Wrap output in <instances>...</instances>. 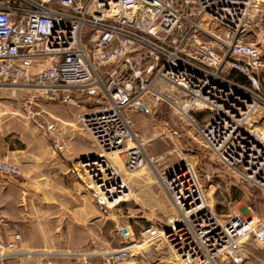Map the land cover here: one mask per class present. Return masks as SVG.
I'll return each mask as SVG.
<instances>
[{
	"label": "built area",
	"instance_id": "2783aa9c",
	"mask_svg": "<svg viewBox=\"0 0 264 264\" xmlns=\"http://www.w3.org/2000/svg\"><path fill=\"white\" fill-rule=\"evenodd\" d=\"M262 25L264 0H0V86L35 89L48 100L72 97L75 104L92 92L97 105L84 108L79 121L102 154L124 156L128 173L151 159L131 112L164 102L223 162L264 190V126L252 122L264 107V45L245 35ZM31 107L25 98L19 110ZM103 168L101 198L125 202L122 174L111 161ZM191 170L186 161L164 176L178 212L166 241L183 264H243L251 237L264 247V224L236 212L220 218ZM0 173L22 172L0 160ZM0 220L6 222L2 211ZM160 234L154 227L142 232L150 241ZM134 248L109 252L104 264H141Z\"/></svg>",
	"mask_w": 264,
	"mask_h": 264
},
{
	"label": "rangeland",
	"instance_id": "374dc122",
	"mask_svg": "<svg viewBox=\"0 0 264 264\" xmlns=\"http://www.w3.org/2000/svg\"><path fill=\"white\" fill-rule=\"evenodd\" d=\"M245 35L248 41L264 45V25ZM261 89L264 95V73ZM11 93L7 86H0V134L5 133L9 144L4 150L5 155H13L15 158H27L29 155L35 159L42 158L43 162V159L57 161L73 154L75 166H72L75 167L76 181L89 188V195L93 196L103 215L108 218L102 225V231L98 221L92 225V234L102 232L100 245H105L108 250L103 256L93 257L92 264H104L109 252L129 244L138 245L133 249V253L141 264H183L177 258L171 243L165 238V233L171 231L174 221L178 218V212L167 194L162 178H169L186 161L194 168L209 203L220 218H228L236 212L245 217H253L254 221L264 224V190L252 186L235 169L223 162L205 144L191 122L168 104L151 100L146 109L131 112L135 131L154 162L153 166L146 165L133 173L125 170L122 161L119 163L123 171L120 173L123 181L128 183L130 195L125 202L114 206V202L111 204L108 201L107 204L103 201L100 186H97L93 178L94 174L89 173L85 167L89 161L101 162L98 159L100 151L79 121V115L84 109L83 106L97 104L94 101L84 103V97H79L78 104H75L72 97L65 100H48L34 89L19 88L17 97H13ZM85 93V96L91 93L93 98L96 97L90 91ZM25 98L32 101L30 111L19 110ZM209 114L210 112L205 111L197 118L201 126ZM68 120L74 122L70 123ZM38 122L45 123L46 128L38 130ZM252 122L256 126H264V107L257 111ZM72 126L76 127L73 132H77V136L70 135L69 127ZM73 137L80 138L84 147L77 146L74 150L70 145ZM31 145L36 151L27 154V148ZM87 149L93 152L89 154ZM1 175L2 173L0 203L4 204V208L1 207L0 211L6 214V222L0 220V264H23L29 262L27 260L36 252L29 248V244H36L37 232L35 225L24 220L25 211L20 206L18 181L11 182ZM23 179L31 181L35 180V177L25 175ZM31 212L28 214L34 217L35 210ZM149 227L157 228L161 237L153 241L144 237L142 232ZM123 228H127L129 234L123 235ZM16 233L21 234L17 241L14 239ZM38 238L41 239V236ZM98 239L99 235L95 239L92 238L96 242L92 244L93 249L99 250V246H95L99 245ZM12 242L15 244L13 247L10 246ZM246 247L253 255L264 258V247L254 238L251 237L247 241ZM25 252H29V255ZM253 258L251 256L254 261ZM258 263L264 264L261 261Z\"/></svg>",
	"mask_w": 264,
	"mask_h": 264
},
{
	"label": "crops",
	"instance_id": "0c3cea01",
	"mask_svg": "<svg viewBox=\"0 0 264 264\" xmlns=\"http://www.w3.org/2000/svg\"><path fill=\"white\" fill-rule=\"evenodd\" d=\"M83 97L84 103L94 99L91 93L83 95ZM92 106H83L82 109L92 108ZM75 128V126L69 127L71 136H77V132H73ZM71 141L70 145L74 147V150L77 146L84 147L78 137H73ZM7 145L9 144L5 139V133L0 134V160L19 166L22 173L18 178L4 174L1 176L11 182L18 181L20 206L25 211L24 220L29 221L28 224L35 225L37 232L36 244H29L31 245L29 248L36 252L32 258L27 260L29 262L23 264H92L93 257H100L108 252L105 245H100L102 232L92 234V225L97 224L98 221L100 231H102V225L108 218L103 215L100 205L95 202L93 196L89 195V188L76 181L73 154L66 156L65 159L57 161L43 159L41 162L42 158L35 159L29 155L27 158L5 155L4 150ZM35 151V147L31 145L27 148L26 153L31 154ZM89 151V154L93 152ZM25 175L35 177V180L23 179ZM0 205L4 208V204L0 203ZM31 210H35L34 217L32 214H28ZM98 235L99 245L95 246H99V250L93 249L92 245L96 243L92 238L95 239ZM39 236L41 239L38 238ZM246 244L244 264L264 262V258L257 254L253 255L251 251L247 250ZM25 253L29 255V252ZM251 256L254 257V261Z\"/></svg>",
	"mask_w": 264,
	"mask_h": 264
},
{
	"label": "bare ground",
	"instance_id": "6f19581e",
	"mask_svg": "<svg viewBox=\"0 0 264 264\" xmlns=\"http://www.w3.org/2000/svg\"><path fill=\"white\" fill-rule=\"evenodd\" d=\"M19 88H23V87H18V86H11V88H9V90H11L12 91V96L13 97H17L18 96V90H19ZM24 89H27V88H24ZM28 90H32V89H28ZM35 90V89H34ZM39 128V127H38ZM40 129V128H39ZM141 143H142V141H141ZM143 144V143H142ZM99 158V161H102V163L101 162H97V161H89L88 163H86V170L89 172V173H92V174H94L93 175V178H94V180H95V182L98 184L97 186L99 187H103V186H105L107 183L106 182H103V184H101V185H99L100 184V182H101V180H103V178H101V171H103L104 170V164H106V163H108V161H111V163H112V165H114L115 167H116V169L119 171V173L121 172H123L122 171V169L120 168V166H119V163L122 161V163H123V165H124V168H125V164H124V156L123 155H119L118 153H104V154H102V152H100V154H99V156H98ZM105 157V158H104ZM151 158V157H150ZM152 160H153V158H151ZM149 160V162H148V164L147 165H152L153 164V162L154 161H152V160ZM121 164V163H120ZM153 166V165H152ZM192 167V166H191ZM144 168V167H143ZM193 168V167H192ZM125 170H126V168H125ZM191 172H192V174H193V176H195L196 175V173H195V171H193V170H191ZM120 173V174H121ZM186 174H188V173H186ZM196 177V176H195ZM162 181H163V184H164V186H165V183H164V181H165V178H162ZM124 182V188H126V191H124L125 192V194H124V196H126L127 198H128V196L130 195L129 194V191H130V189H129V186H128V183L124 180L123 181ZM171 182H173V183H175L176 182V180L175 179H172L171 180ZM102 183V182H101ZM128 189V190H127ZM125 190V189H124ZM105 191V190H104ZM128 191V192H127ZM126 198V199H127ZM110 203L112 204L113 203V201H110ZM130 232V231H129ZM138 245H136L135 244V247H137Z\"/></svg>",
	"mask_w": 264,
	"mask_h": 264
},
{
	"label": "water",
	"instance_id": "95a60500",
	"mask_svg": "<svg viewBox=\"0 0 264 264\" xmlns=\"http://www.w3.org/2000/svg\"><path fill=\"white\" fill-rule=\"evenodd\" d=\"M144 109H145V107H144ZM93 157H96V156H93ZM121 232H122L123 235H127V234H129V231H128L127 228H123V229H121Z\"/></svg>",
	"mask_w": 264,
	"mask_h": 264
}]
</instances>
